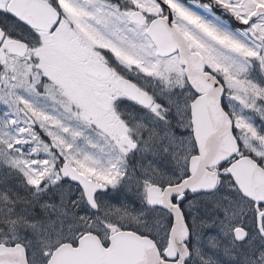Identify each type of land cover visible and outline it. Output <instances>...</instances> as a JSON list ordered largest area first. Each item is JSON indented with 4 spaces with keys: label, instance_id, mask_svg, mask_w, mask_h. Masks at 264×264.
<instances>
[{
    "label": "snow or ice",
    "instance_id": "1",
    "mask_svg": "<svg viewBox=\"0 0 264 264\" xmlns=\"http://www.w3.org/2000/svg\"><path fill=\"white\" fill-rule=\"evenodd\" d=\"M0 264H264V0H0Z\"/></svg>",
    "mask_w": 264,
    "mask_h": 264
}]
</instances>
